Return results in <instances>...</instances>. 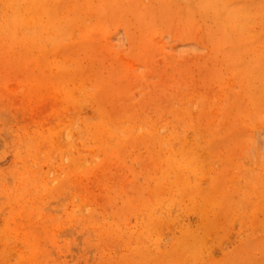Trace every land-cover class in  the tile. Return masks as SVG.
<instances>
[{"label":"rangeland","instance_id":"1","mask_svg":"<svg viewBox=\"0 0 264 264\" xmlns=\"http://www.w3.org/2000/svg\"><path fill=\"white\" fill-rule=\"evenodd\" d=\"M0 264H264V0H0Z\"/></svg>","mask_w":264,"mask_h":264},{"label":"bare ground","instance_id":"2","mask_svg":"<svg viewBox=\"0 0 264 264\" xmlns=\"http://www.w3.org/2000/svg\"><path fill=\"white\" fill-rule=\"evenodd\" d=\"M42 137V136H41ZM44 137V136H43ZM36 142V141H35ZM36 146V145H35Z\"/></svg>","mask_w":264,"mask_h":264}]
</instances>
